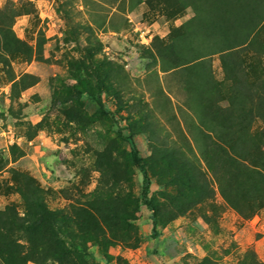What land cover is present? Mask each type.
I'll use <instances>...</instances> for the list:
<instances>
[{
  "label": "rangeland",
  "instance_id": "1",
  "mask_svg": "<svg viewBox=\"0 0 264 264\" xmlns=\"http://www.w3.org/2000/svg\"><path fill=\"white\" fill-rule=\"evenodd\" d=\"M195 14L181 0H0V208L22 211L16 185L27 176L50 208L94 212L97 223L83 214L80 228L71 226L78 253L69 264H264L257 175L236 191L237 206L221 192L230 188L225 151L264 168L263 123L244 127L249 104L233 91L240 81L257 89L264 52L252 44L228 53L199 29L181 40ZM23 73L39 79L12 94ZM211 84L234 119L222 111L205 127L199 94ZM208 129L217 175L203 159ZM133 147L150 178L155 227ZM180 152L196 163L204 191L182 170Z\"/></svg>",
  "mask_w": 264,
  "mask_h": 264
},
{
  "label": "trees",
  "instance_id": "2",
  "mask_svg": "<svg viewBox=\"0 0 264 264\" xmlns=\"http://www.w3.org/2000/svg\"><path fill=\"white\" fill-rule=\"evenodd\" d=\"M181 1L197 12L195 16L184 22L185 31L179 37L181 40L199 29L208 37L220 38L222 43L220 50H226L228 53H233L236 49L252 44L256 45L259 52H264V41L259 39L261 31H264V0ZM176 49L177 43H169L166 47L167 53L173 55L175 60L177 59ZM149 56L155 57L153 53H150ZM35 57L43 58L40 40L37 43ZM38 79L39 77L33 73H23L12 82L11 93L17 95L20 91L35 84ZM236 87L239 90L234 89L233 91L237 93L238 101L249 104L248 109L241 114L244 127L250 126L255 119L261 120L263 126L260 130V140L264 143V79L256 90L247 86L243 81H240ZM216 92L217 86L211 84L204 87L199 94L203 114L200 122L205 127L210 122H217L222 111L226 113L227 120L234 119L232 110L224 109L217 103ZM211 131V129L203 130V159L206 167L217 175L220 172L216 171L213 165L218 159L213 153L219 147L211 137ZM232 152H224L226 177L230 188L228 191L221 188V192L234 206H237L234 202L236 191L242 184L248 183L251 175L255 174L257 175L256 181H258L255 188L262 198L264 195V168L255 170L248 154H237L234 150ZM130 157L132 163L141 173L140 201L151 211L153 227H155L157 206L149 197L150 178L146 165L136 147L132 148ZM177 157L182 165V170L186 171L191 179L194 177L195 180H198L201 187L204 186L205 182L198 175L199 169L196 163L181 152ZM215 166L219 170L223 169L219 163ZM24 177L25 180L16 185V191L23 202L22 211H19L13 204H6L0 208V264H27L29 261L36 264L72 263L78 253L74 249L76 246L74 241L79 230L74 232L71 230V226L80 228L83 214H86L94 224L97 223L94 212L80 205H74L69 213L63 209L50 208L43 190L30 177ZM202 190L204 191L203 187ZM100 203L101 199H95L92 205L97 213ZM238 211L241 213L242 209Z\"/></svg>",
  "mask_w": 264,
  "mask_h": 264
}]
</instances>
